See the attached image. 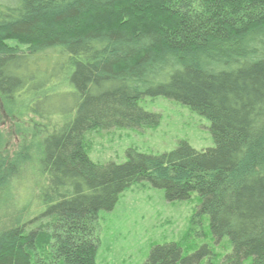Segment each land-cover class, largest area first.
I'll list each match as a JSON object with an SVG mask.
<instances>
[{
	"label": "trees",
	"instance_id": "obj_1",
	"mask_svg": "<svg viewBox=\"0 0 264 264\" xmlns=\"http://www.w3.org/2000/svg\"><path fill=\"white\" fill-rule=\"evenodd\" d=\"M160 100L206 119L212 145L91 157L99 133L157 128ZM134 187L195 196L229 245H152L143 264H264V0H0V264H99L102 220Z\"/></svg>",
	"mask_w": 264,
	"mask_h": 264
},
{
	"label": "rangeland",
	"instance_id": "obj_2",
	"mask_svg": "<svg viewBox=\"0 0 264 264\" xmlns=\"http://www.w3.org/2000/svg\"><path fill=\"white\" fill-rule=\"evenodd\" d=\"M104 22L111 23L108 20ZM150 107L159 113L160 123L157 128L99 133L98 138L91 141V157L99 161H119L125 159V150L132 147L143 152L162 153L174 149L180 140L187 141L197 150L212 145L209 122L187 107L163 100ZM17 123V118L7 117L2 127L9 151L19 144L15 132ZM35 189L30 180L23 179L16 190L17 204L30 205ZM191 198L187 201L168 202L162 198L159 190L130 188L124 195L122 205L116 206L105 216L104 224L102 220V235L99 237L104 245L110 246L109 250L103 249L100 252L102 260L99 264H143L152 245L171 242H175L182 251L205 245L209 251L206 259L227 254V238L216 243L208 235V228L203 225V221L197 224L198 220L192 216L197 210V199L195 196ZM204 261L205 258L201 264Z\"/></svg>",
	"mask_w": 264,
	"mask_h": 264
}]
</instances>
